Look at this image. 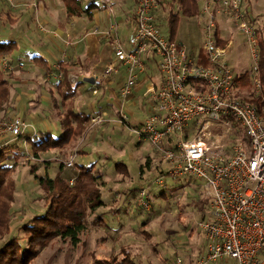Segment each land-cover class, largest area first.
Segmentation results:
<instances>
[{
    "label": "built area",
    "instance_id": "built-area-1",
    "mask_svg": "<svg viewBox=\"0 0 264 264\" xmlns=\"http://www.w3.org/2000/svg\"><path fill=\"white\" fill-rule=\"evenodd\" d=\"M100 2L115 17L113 1ZM158 7V0H136L133 28L125 39L115 19L103 32L112 40L113 56L99 72L79 75L90 79L97 106L91 119L92 129L106 123L121 125L141 141L149 142L159 157L155 165L160 166L161 172L154 179L158 186L164 187L166 178H192L207 188L211 200L209 216L198 223L205 247L192 264H264V116L255 102L235 95V72L226 60L234 40L224 47L215 40L218 24L225 17L244 37L256 74L254 83L260 88L256 25L243 8V0H204L200 17L202 48L210 62L206 66L191 55L186 44L161 33L156 17ZM149 54L159 69L157 79L152 73L147 74ZM8 61L7 56L0 57V66L5 69ZM122 66L125 80L116 90L111 86L112 76ZM64 73L58 63L49 75L61 81ZM142 74L151 77V81L140 102L135 89ZM103 101L114 107L113 114L108 113V108L98 107ZM137 106L145 107L144 116L134 112ZM192 127L196 132L191 131ZM28 128L36 133L38 121H28L24 116L1 121L0 153L7 144L26 135ZM25 149L26 161L43 162L31 149ZM77 153L64 162L66 166L76 165ZM149 188L138 191V206L144 210L153 206ZM173 262L189 264L180 255Z\"/></svg>",
    "mask_w": 264,
    "mask_h": 264
},
{
    "label": "rangeland",
    "instance_id": "rangeland-1",
    "mask_svg": "<svg viewBox=\"0 0 264 264\" xmlns=\"http://www.w3.org/2000/svg\"><path fill=\"white\" fill-rule=\"evenodd\" d=\"M39 1L0 0V40H14L17 42V46L8 56L9 60L12 59V55L17 54L20 50L27 52L25 60L28 62L31 60L32 53H40L45 57L46 64L52 65L55 59L52 58L49 49L56 51L58 47L62 46L58 41L65 42L68 40L66 38L64 41L65 36L63 34L55 33V28L59 26L53 21L56 23L60 21L64 25L61 28L67 29L72 20L77 21L78 17L81 16L76 13L75 15L74 13L68 14L67 0H48L56 15L49 13V19H55L50 21V23L48 21L46 23L42 18L35 17V10L38 8ZM80 2L83 8H86L88 3L91 2H95L99 7L103 6L100 0H80ZM19 4L30 8L23 20L19 24L12 26V22L9 19L10 13L18 10L19 6H21ZM251 5L254 14L260 19L259 21L263 20L264 0H252ZM99 7L95 9L103 13L104 8ZM162 7L164 9H161L157 14V25L161 33L168 36L170 33L168 15L171 11L179 13L180 6L178 0H165ZM179 14L180 19L176 40L190 47H199L204 40L201 17L191 18L181 13ZM159 16L162 17L159 18ZM227 24V22L222 21V25ZM99 30L103 33V31L108 30V27ZM234 36L235 48V45L242 40L240 38L242 35L239 32L237 35V31H235ZM63 44L66 45L67 43ZM242 46L238 47L239 49L232 48L226 60L230 67L237 71H249L252 67L251 59L245 49L241 48ZM74 49V47H70L69 51ZM83 60L80 56L79 60L72 61V64L76 62L77 64H83ZM8 62L9 66L5 69L0 66L5 75L9 77L11 91L8 102L0 111V122L13 116H23L20 113L22 112L20 109L21 95H27L33 97L30 103H27V109L30 107L27 112H34L35 116L44 120L45 126L46 124L48 125L50 122L47 117L48 111H43L45 113L41 115L44 107L42 102H40L41 96L39 92L52 89L56 98L58 97L54 83L58 79L54 80L53 78V82H51L48 76L50 77L49 72L51 69L54 71V65L61 62L57 61V63L52 65L45 75L36 66L29 68L28 62L16 63L14 60ZM36 64L39 65L38 63ZM77 64L76 67L79 68L80 66ZM81 68L85 67L82 66ZM81 68L77 69V71ZM94 71L90 73L80 71L78 74L91 75ZM147 74L149 75V73ZM156 74L159 75L157 64L151 75L155 77ZM148 86L149 84L146 85V89ZM29 92L32 94H29ZM256 93L258 94V91ZM90 95V91L85 92L86 100L90 99ZM72 104L74 102L65 103V108H71ZM99 106L102 105L99 104ZM140 110H145V107L140 106ZM135 112L139 116H144V113ZM31 120L34 119L31 118ZM54 128L52 127L51 130L55 136L64 134V129L60 124L57 128L58 130ZM102 128L101 130L99 129L102 133L101 137L94 140L96 142H90V150L88 152H85L87 150L81 151L82 148L87 149L89 146L85 136L78 140L71 149H68L65 155L62 154L61 158L68 161L71 157L70 155L77 151L78 155L75 157L77 166L95 164V169L103 172L107 184L102 189L101 196L106 201V206L96 211V213L88 210L85 223L86 229L81 234L77 244H72L69 239L56 238L41 252L33 264H115L116 260L122 259V251L124 249L132 253L137 264H173L178 255L185 256L189 263H193L205 247L204 236L199 229L198 223L204 217L209 216L211 200L208 198L210 195L207 192V188L201 182L192 178L181 187L180 181L177 184L172 179L166 178L168 183L166 182L164 190L163 187L161 188L154 182V179L158 176L157 173L161 171L159 170L160 166L155 165V161L159 158L158 154L153 151L149 142L141 141L137 135L130 132L125 126L106 123L103 124ZM89 135L90 133L87 136ZM14 145L15 149L7 151V156L10 155L11 159L7 160L6 163L11 162L14 165L15 160H12V157L16 158L19 163L11 173L14 182V200L10 209L12 222L10 224V232L3 241L6 242L8 239L15 238L18 234L17 236L21 237V244L25 248L28 239L21 230L23 223L31 217L43 214L47 206L44 201H38L39 198L44 197V192L38 180L31 173L33 162L28 164L24 162L26 161L23 155L26 150L24 141L20 140ZM30 148V145H28V149ZM84 155L87 156L84 157ZM44 158L48 159L47 157ZM42 160L43 162L45 161L43 158ZM55 161L49 167L51 176L56 174V170L59 167V163ZM148 161H150V164L147 165ZM116 162H123L127 165L128 176L118 173L117 168H115ZM43 166L38 170L39 176L47 174L46 168ZM145 186H149V189L154 191L151 210H144L138 206V191ZM106 209L107 211H105ZM100 213L101 216L105 215L106 219L103 218L106 222L105 225L96 223L99 219L97 216Z\"/></svg>",
    "mask_w": 264,
    "mask_h": 264
},
{
    "label": "trees",
    "instance_id": "trees-1",
    "mask_svg": "<svg viewBox=\"0 0 264 264\" xmlns=\"http://www.w3.org/2000/svg\"><path fill=\"white\" fill-rule=\"evenodd\" d=\"M158 1H160V7L156 10V17L158 16V12H160L161 9H164L162 6H164L165 3V0ZM178 2L180 6L179 13L191 18L200 16L202 8L201 0H178ZM251 2L252 0H243V8L251 15L253 23L256 25L257 36L259 39L258 69L261 85L260 88L255 85L254 79L256 74L252 70V67L249 71H237L233 69L235 72L234 91H236L235 95L238 97L255 102L258 105L259 112L264 116V19L259 21L260 19H258L253 12ZM67 3V12L69 15L73 13L75 15L76 13L77 15L82 16L84 12H87L90 16V9L97 6L95 2H91L88 3L86 8H83L80 0H67ZM179 13L171 11L168 15L170 33L167 37H170L172 40H176L177 27L180 19ZM161 17L162 16H159V18ZM222 21L227 22L228 24H218L215 40L219 46L224 47L228 44L229 40H234V34L237 29L227 18L222 17ZM238 32L239 31H237V35ZM239 34L242 35L241 33ZM240 38L242 40L235 45V48L239 49L238 47L243 45L241 48L245 49L243 35ZM16 46L17 42L14 40H0V57L7 56L8 58ZM198 54L197 57L195 56L197 60L204 65L209 66L210 62L207 52L203 48H200ZM150 55L151 54L146 57L148 60L147 67L149 74L152 73L151 71L154 70L156 66L155 62L150 60ZM12 60L13 59H10L9 61ZM33 60L47 70L50 69V65L46 64L47 62L44 61L42 57L35 56ZM62 66L64 68L65 76L55 87L57 89L58 97L56 98L52 89L50 92L53 97L51 115L64 129V134L61 136H55L53 133L40 132L39 136L27 139V144L30 145L33 153L37 157L41 155L40 152H48L51 150H58L59 153L64 152L61 153V155H65L68 149H71L78 140L85 137L91 128H93L91 122L93 114L85 111L78 112L72 108H68L67 110L62 109V104H65L64 101L66 102L72 99L77 94L78 88L82 84V82L73 83L68 75V71L65 70L63 63ZM158 76L159 75L156 74L155 78L157 79ZM9 83V77H7L4 71L0 68V111L4 108L11 95ZM200 88L203 89L204 87ZM256 91H261V94H257ZM140 98L142 99L143 96H140ZM106 108H109L112 111H109L108 113L113 114L114 107L111 104H103L101 106V109ZM135 109L138 110L139 107L137 106ZM235 126L236 129L241 132L239 124L236 123ZM191 131L196 132V129L192 127ZM15 143L12 142L7 144L0 153V264H33L41 252H43V250L56 238L63 240L69 239L72 244H77L79 242L81 234L86 229L85 223L88 210L96 213V211H99V209L106 206V201L101 195L102 189L106 186L107 181L104 179L103 172L95 169V164H92L91 166L75 165L74 167H68L62 160L59 161V167L58 170H56V174L51 176L49 174V165L52 161H47L45 162L47 174L45 176H39L38 170L41 167L39 165L41 163H33L31 173L36 180H38V183L41 185L44 192V197L39 198L38 201H44L47 209L40 216L31 217L23 223L21 230L28 239L25 248L22 246L21 237H18V234L15 238L13 237L4 242V238L10 232V224L12 222L10 209L11 203L14 200V182L11 173L19 163L18 160L13 157L12 160H15L14 165H12L11 162L6 163L7 160L11 159V157H9L10 155L7 156V151L15 149ZM24 162L27 164L29 163V161ZM148 164H150V161H148L147 165ZM115 168H117L118 173H122L126 176L129 175L128 167L125 163L116 162ZM72 180H74L73 183H71ZM172 180L177 184H179L178 182L180 181V187L189 182L185 180L183 181V179H177V181L174 179ZM153 192L154 191L151 190L152 197ZM162 195H164V193H162ZM208 198L210 199V197ZM97 217H99V219L96 223L106 224L101 213L98 214ZM122 252V259L116 260L115 264H137L134 256L129 250L124 249ZM181 256L182 255H180V257ZM182 257L186 260L185 256Z\"/></svg>",
    "mask_w": 264,
    "mask_h": 264
},
{
    "label": "crops",
    "instance_id": "crops-1",
    "mask_svg": "<svg viewBox=\"0 0 264 264\" xmlns=\"http://www.w3.org/2000/svg\"><path fill=\"white\" fill-rule=\"evenodd\" d=\"M24 1H28V0H19V2H24ZM112 1H113V8L115 7V9H114L115 17H112L110 15V13L107 10V8L105 7V5L102 4L103 6L99 7V5L97 4L96 7L104 8L103 13H102V11L95 9L96 7L95 8L93 7L92 9H90V16L87 14V12L86 13L84 12L82 14V16L78 17L79 19H77V21L72 20L71 23H69L70 25L67 26V29L61 28V27H64V25L60 21L58 23L54 22L53 20L55 18H53V20L49 19V13L50 14L53 13L55 15H56V13H55V10L52 8V6L49 5L48 0H40L39 5H37L38 8L36 10L34 9L36 18H40V19L42 18L46 23H47V21H48V23H50V21H53V23H55L57 26H59V27L55 28V33L63 34L65 36L64 41L67 38L71 42L70 44H68L65 41L67 44L64 45L63 43H65V42L58 41L62 46L58 47V49L56 51H54L53 49H49V52H50L52 58L55 59V61L53 62L52 65L57 63V61L62 62L65 66V70L68 71V75H69L71 81L73 83L82 82V84L78 88L77 94L72 99L65 102V103H73L74 102V104L71 105V108L74 109L75 111H78V112L79 111H85V112H89L90 114H93V113H95V110L97 109L96 108L97 106L94 104V101H93L94 98L92 99V97H91L92 94L90 95L89 100H86V96H85L86 91L91 92L90 79H84L82 77H79L80 74H78V72L83 71L84 73H90L91 71H94V70H97L99 72L102 68V65H104V63L107 62L113 56L112 47H111L112 46L111 38L106 37L102 33V31L99 29L103 30V28H107V27L109 28L110 24L115 19L117 21V23L120 25V29H118L120 32V35H121L122 39H125L127 34L133 28V16L132 15L134 13L133 8H135L136 0H112ZM201 2H202V7H203L204 0H201ZM19 5H21V4H19ZM29 8L30 7H27L25 5H21V6H19L18 10L11 11L9 19L12 22V26L19 24V22L23 20L25 14L29 11ZM107 23H108V25H107ZM99 31H101V33H99ZM121 31L124 33H122ZM202 43L200 44L199 47H196V46L190 47L186 44L188 46V50L191 53V55H194L196 57H197V55H199L198 50L200 48H202ZM70 47H74L75 49L73 51H69ZM59 48H60V50H59ZM35 56H37V57L40 56L44 59V61L46 60L42 54L32 53L31 60H30V62H28L27 60H25L27 58V52H22L20 50L17 54L12 55V59L16 63H27L28 62L27 64L29 65L28 66L29 68H32V66L34 68L36 66V68H38L39 71H42L43 74L45 75L46 73H48V70L46 68L42 67L40 64L39 65L36 64L37 62L33 60V58ZM80 56L82 59H84L83 64L79 63V62H78L79 64H77V62L72 64V61H76V59L79 60ZM66 64H67V66H66ZM76 64L78 66H80L79 68H81L82 66H84L85 68H81L82 70L80 69L77 71V69H79V68L76 67ZM52 65H50V68L52 67ZM50 72H52V69ZM50 72H49V74H50ZM125 75H126L125 68L122 66L120 72H118L117 74H114L112 76L114 79V81L111 85V86H113V89L118 90L120 88L121 84H123V82L125 80ZM77 77H78V80H76ZM48 78L51 82H53V78H54V80L57 79L54 76H50V77L48 76ZM44 79H46V78L44 77ZM149 81H150V78L148 75H146V74L141 75V81L139 82V84L137 85V87L135 89L136 94L139 97V101L143 100V98L141 99L140 96H143V92L146 90V85H148L147 83ZM58 82H59V80L54 82L56 86H57ZM39 93L41 96L40 102H42V105L44 107L42 112H41V115L43 113H45L43 111H48L47 112L48 115H47V113H46V115L49 118L50 122L48 123V125L46 124L47 128L45 126V123L42 122V120L38 116H35L33 111H31L33 113L27 112V111H29V108H30L28 106L29 108L27 109V107H26L27 103L28 102L30 103L31 98H33V97H29L27 95H25V96L21 95L20 109L22 112H20V113H22L23 116H25V118L28 121H31V122L38 121V130L36 133L33 132V129L28 128L26 135L24 134V136L22 138H20V140L24 141L25 147H27V148L29 145V144H27L28 143L27 139L39 136L40 132L52 133V130H51L52 127H55L54 128L55 130H58L57 128L59 127V122L57 120H55L51 115L52 114V104H53V97H52L51 92L50 91H40ZM29 94H32V93L29 92ZM75 102H76V104H75ZM31 103H33V102H31ZM103 104H107V102L103 101L100 103V105H103ZM31 106L33 107V105H31ZM98 107H101V106H98ZM135 108L136 107H134V110L137 111L138 113H143L142 110H140V108L138 110H136ZM62 109H66L65 104H62ZM109 111L112 112L110 109H109ZM31 118L34 120H31ZM102 127L103 126H100L96 130H93L91 128V130L88 132V134L90 133V135L89 136H87L88 134L86 135L87 144L89 146L87 147V149L82 148L81 151L87 150L85 152H88L90 150V142H93L97 138L99 139L101 137L100 135H102V133L100 130L103 129ZM20 140H17L16 142H18ZM94 142H96V141H94ZM40 154H41L40 157H42L45 160L44 162H47V161L51 162L52 161L49 166H52L53 161H55V160H56L55 161L56 163L57 162L59 163V161H62V160H63V162L65 161L64 159L61 158V156H60L61 153H59L58 150H53V151L51 150L48 152H40ZM86 156L87 155H84V157H86ZM44 157H47L48 159H46ZM44 162L39 164V165L45 166ZM45 171H47V168ZM105 211H107V209ZM102 218L106 219L105 215H103Z\"/></svg>",
    "mask_w": 264,
    "mask_h": 264
},
{
    "label": "bare ground",
    "instance_id": "bare-ground-1",
    "mask_svg": "<svg viewBox=\"0 0 264 264\" xmlns=\"http://www.w3.org/2000/svg\"><path fill=\"white\" fill-rule=\"evenodd\" d=\"M205 133H203V135H204Z\"/></svg>",
    "mask_w": 264,
    "mask_h": 264
}]
</instances>
